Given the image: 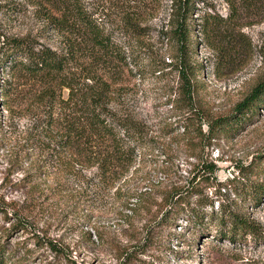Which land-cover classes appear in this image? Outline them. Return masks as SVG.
<instances>
[{
  "label": "rangeland",
  "instance_id": "rangeland-1",
  "mask_svg": "<svg viewBox=\"0 0 264 264\" xmlns=\"http://www.w3.org/2000/svg\"><path fill=\"white\" fill-rule=\"evenodd\" d=\"M6 2L10 6L4 5ZM126 2L150 27L147 46L172 59L171 45L161 34L163 28L167 29L171 1ZM82 3L103 20L99 22L106 33L112 32L119 52L110 57V66L97 67V73L113 74L116 85L123 86L127 106L134 108L147 124V140L137 150L128 174L114 187L89 181L96 167L77 176L58 171L44 174L39 155L26 145L27 133L36 120V110L30 111L27 105L44 83L20 79L21 74L34 73L13 68L11 62L0 66V89L4 79L12 76L22 86L15 95L17 99H13V109H6L1 101L5 96L0 95V240L19 218L27 220L26 230L18 228L8 237L7 264H20L21 260L24 264H264V240L252 235H239L235 240L220 237L219 222L207 216L211 208H207L204 224L193 228L185 213L168 224L166 214L170 208L163 206V200L175 188L192 192L194 203L199 195L192 187L199 183L206 196L215 201V214L220 215L218 204L224 201L256 220L264 230V199L255 206L219 186L235 177L245 180L242 167L257 157L264 161V106L234 132L201 138L196 122L186 133L183 121L178 119L183 113L171 108L166 95L178 84V73L169 68L163 76L155 72L144 49H136L131 60V51L125 45L127 37L117 27L123 15L118 5L123 0ZM258 5L263 6L264 15V1ZM202 6L224 17L230 13L227 0H207ZM37 10L29 0H0V33L29 35L38 48L44 45L65 51L64 34L45 26ZM258 18L261 15L235 23L233 63L230 61L223 70L216 67V52L199 32L195 56L204 68L198 73L199 90L195 96L197 104L211 116L232 112L264 74V18L249 24ZM87 60L90 61L81 56L72 71L81 73ZM63 93L67 96L68 90ZM202 129L208 134L207 124H202ZM211 162L217 166L216 171H207L202 178L203 164ZM55 184L60 185V190L54 188ZM145 190L148 194L141 199L131 196ZM18 209L22 216L19 218L15 215Z\"/></svg>",
  "mask_w": 264,
  "mask_h": 264
},
{
  "label": "trees",
  "instance_id": "trees-1",
  "mask_svg": "<svg viewBox=\"0 0 264 264\" xmlns=\"http://www.w3.org/2000/svg\"><path fill=\"white\" fill-rule=\"evenodd\" d=\"M29 1L36 4L45 26L64 34L66 49L58 51L44 45L38 48L37 42L29 35L21 37L0 33V66L11 62L13 68L20 67L34 73L21 74L20 79L44 83V87L27 105L30 111L36 110V120L31 132L27 133L26 145L39 155L44 174L58 171L77 176L84 175L90 167H96L97 171L88 178L89 181L101 187H114L115 182L126 176L133 166L137 150L147 140L148 130L146 122L135 109L127 106L123 86L116 85L117 78L113 74L97 73V67L110 66V57L119 54L112 32L106 33L102 22H99L103 20L95 17L82 0ZM138 1L151 3L152 0ZM170 1L167 29L163 28L161 34L171 45L172 59L147 46L146 36L150 27L143 24L140 13L130 9L126 0L118 5L123 15L117 27L127 37L125 45L131 51V60L135 58L136 49H144L155 72L163 76L169 68L178 73V84L171 87L166 95L171 108L183 113L178 119L183 121L186 133L192 131L191 126L196 122H199L196 131L201 138H215L222 132L238 130L264 106V74L237 102L232 112L211 116L197 104L195 96L199 90L198 73L204 68V64L195 56L200 43L199 32L216 52V67L223 70L230 61L233 63L231 44L235 23L261 15V18L249 23L254 24L264 18L261 14L263 6L258 5L264 0H227L230 6L227 17L201 7V4L206 5L207 0ZM9 4L6 2L4 5ZM198 12H201L200 15H196ZM228 29L231 30L230 34L227 33ZM262 55L264 58V51ZM81 56L88 57L90 61L87 60L81 73H74L72 67ZM17 79L15 76L6 78L1 85L0 95L5 96L1 101L6 109H13V99H17L15 95L22 90ZM64 90H68L67 96H64ZM204 123L209 127L208 134L202 129ZM216 167L212 162L204 163V169L200 170L202 178H205L207 171L213 174ZM241 171L245 180L232 178L228 182H221L220 189H229L246 203L260 205L264 199V161L257 157L248 166H243ZM54 188L60 190L61 187L55 184ZM192 191H197L195 193L199 195L194 203L191 201L192 192L180 188H175L163 200V206L170 208L166 214L168 224L185 213L193 228L201 226L207 208H211V214L207 216L219 222L220 237L235 240L239 235H252L256 240H264L261 224L235 210L234 205L220 202L218 208L221 213L218 215L215 214V201L206 196L199 183L192 187ZM145 194H148L147 190L131 196L141 199ZM4 213L5 218L9 219L8 213ZM15 215L22 217L19 209ZM25 221L19 218L17 224L5 231L0 240V264L8 263L5 254L8 252L9 235L18 228L26 230ZM37 242L40 243V240ZM20 264H24L22 260Z\"/></svg>",
  "mask_w": 264,
  "mask_h": 264
}]
</instances>
